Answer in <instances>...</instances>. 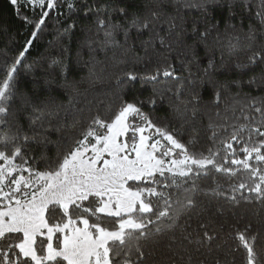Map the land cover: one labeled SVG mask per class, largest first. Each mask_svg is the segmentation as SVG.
<instances>
[{
    "label": "trees",
    "instance_id": "1",
    "mask_svg": "<svg viewBox=\"0 0 264 264\" xmlns=\"http://www.w3.org/2000/svg\"><path fill=\"white\" fill-rule=\"evenodd\" d=\"M68 2L74 4L71 10ZM21 11L31 23L15 14L10 0H0V69L24 49L42 11L50 14L18 66L6 123L0 124V138L7 132L20 139L0 149L10 154L21 146L23 157L39 170L62 156L94 117L110 121L122 101H144L142 109L153 123L192 153L218 152V163L226 155L223 142L235 130L243 126L244 141L251 128L264 131V60H248L264 52V0H58L56 9ZM168 65L174 78L162 75ZM153 75L156 80L149 79ZM150 98L155 104L147 103ZM251 136V142L264 139ZM232 143L243 158V143ZM209 168L179 189H165L179 201L174 212L186 195L195 203L180 211L172 228L140 241L143 264H246L236 238L246 229L248 237H256L258 264H264V198L247 189L236 192L235 200L217 195L212 191L217 185L228 194L242 180L253 185L242 170L229 176ZM193 185L196 191L185 192ZM205 231L211 240L203 238ZM12 242L0 240V249Z\"/></svg>",
    "mask_w": 264,
    "mask_h": 264
},
{
    "label": "snow or ice",
    "instance_id": "2",
    "mask_svg": "<svg viewBox=\"0 0 264 264\" xmlns=\"http://www.w3.org/2000/svg\"><path fill=\"white\" fill-rule=\"evenodd\" d=\"M10 3L15 14L29 24L28 17L22 16V8L34 10L46 6L52 10L57 8L58 0H10ZM67 7L71 10L74 4L68 2ZM49 14L42 11L24 49L10 65L0 69L4 74L0 81V124L6 123L4 117L13 96L18 66ZM98 23L104 25L105 20L99 19ZM136 23L133 20V26ZM143 27H148L147 22ZM257 59L264 60V52L257 51L248 57L250 63ZM127 75L134 79L132 73ZM157 75L149 79L156 80ZM162 75L174 78V67H164ZM182 88L183 85L178 86L177 93ZM215 95L219 99V91ZM155 102L151 98L147 101ZM143 103L122 101L110 121L94 117L80 138L73 139L63 155L43 170L29 164L19 145L10 154L6 148L0 149V240L13 241L6 249H0V264H143L140 241L164 228H172L180 211L195 203L191 195H186L182 208L174 212L179 201L173 200L165 189H179L186 180L207 175L209 166L229 176H236L241 170L247 172L253 185L242 180L231 188L232 194L217 185L212 189L217 195L235 200L236 192L247 189L256 193L257 198H264V169L250 163L254 160L257 165L264 164V139L251 142V133L264 137V131L251 128L248 140L244 141L240 135L243 126L235 130L223 142L226 155L224 162L218 163V152L209 149L207 155L192 153L172 132L153 123L143 111ZM255 110L262 111L259 107ZM19 139V135L5 132L0 144ZM23 139L28 141L29 137L24 135ZM232 141L243 143L239 149L243 158L238 157ZM18 158L21 162H17ZM194 191L195 185L185 189ZM165 220L173 223L165 224ZM245 232H237L239 247L246 251V264H258L256 237H248ZM203 238L212 239L207 231Z\"/></svg>",
    "mask_w": 264,
    "mask_h": 264
},
{
    "label": "rangeland",
    "instance_id": "3",
    "mask_svg": "<svg viewBox=\"0 0 264 264\" xmlns=\"http://www.w3.org/2000/svg\"><path fill=\"white\" fill-rule=\"evenodd\" d=\"M162 143H163V141H162ZM0 163H2V161H0ZM27 175V174H26Z\"/></svg>",
    "mask_w": 264,
    "mask_h": 264
}]
</instances>
